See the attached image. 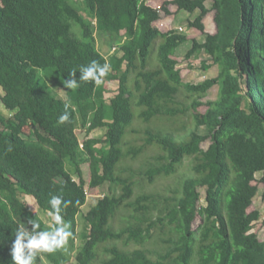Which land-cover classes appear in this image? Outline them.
<instances>
[{
  "label": "trees",
  "instance_id": "16d2710c",
  "mask_svg": "<svg viewBox=\"0 0 264 264\" xmlns=\"http://www.w3.org/2000/svg\"><path fill=\"white\" fill-rule=\"evenodd\" d=\"M148 1L0 0V86L11 111H0V264H13L20 223L55 227L20 195L46 212L52 196L71 201L61 212L72 233L67 244L35 264H70L78 238L79 264H264V241L253 232L262 214L251 209L257 173L264 184V0H212V9L209 0L160 8ZM173 3L199 10L190 26L203 32L214 10L217 32L192 38L187 58L206 52L218 76L184 81L176 54L190 37L157 26ZM95 31L117 47L110 59ZM92 61L110 65L102 84L64 86L69 72ZM114 81L118 92L107 98ZM216 85L217 100L204 102ZM65 105L69 121L61 124ZM98 128L105 138L89 137ZM189 159L191 173L180 176ZM175 175L169 191L136 193ZM107 183L79 232L89 190ZM201 188L207 205L200 206Z\"/></svg>",
  "mask_w": 264,
  "mask_h": 264
},
{
  "label": "rangeland",
  "instance_id": "374dc122",
  "mask_svg": "<svg viewBox=\"0 0 264 264\" xmlns=\"http://www.w3.org/2000/svg\"><path fill=\"white\" fill-rule=\"evenodd\" d=\"M166 1H173V0H149V4L155 7L160 8L161 5L164 4ZM206 5L212 9L213 1L209 0L207 1ZM171 10L170 14L165 13V11H162V18L158 21L157 26L161 30H170L175 29L178 30L180 33L187 34L190 37V40L183 44L177 51L176 58L180 61L179 68L181 70V73L183 75V79L185 82L190 83H199L202 82L208 78H213L218 76L219 74V66L214 63L212 57L207 54L206 52L200 53L198 56H193L191 58H187V54L189 50L192 48V38H197L201 41H204L206 38V34H214L217 32V26L214 20L215 12L214 10H211L210 13L205 17L204 24H205V32L201 31L198 28L191 27L190 22L194 21L196 17L200 14V11L198 10L195 13H190L188 11L179 10L178 5L176 4H170L168 6ZM96 23V21L94 22ZM182 28V29H181ZM76 30L77 28L74 27ZM78 32V30H76ZM98 39V47L102 51L103 54H105L109 59L113 54H115V48L112 44L111 39L104 35L100 34L99 32L95 31ZM124 31L122 32V34ZM52 86H54L52 84ZM119 83L117 81L108 83V91L106 92L107 98H110L111 96L115 95L118 92ZM64 91V90H63ZM60 90L59 88H56L54 93L57 95H64V92ZM4 90L0 86V111L5 115L10 117L11 111L7 109L2 102V96L4 95ZM219 97V86H214L209 92L208 95L203 99L204 102H210L215 101ZM138 127L142 126V124L136 125ZM107 129L106 128H98L93 130L89 137L91 138H105ZM201 132L203 134L208 133L207 127H202ZM210 145V141H206L203 143V147L206 149ZM101 146V145H98ZM191 161L186 160L184 162V167L181 168L178 172V174L181 175H189L190 168H191ZM257 179L255 181V184H258L259 186V193L257 197L254 200V204L251 207V209H258L262 217L259 221L255 222L253 232H257L259 239L261 241H264V184L260 181L263 173L259 172L257 173ZM76 179L79 178V176H75ZM176 175L173 177L168 178H160L155 184L152 185H139V187H136V193H140L141 191H158V190H167L169 191L171 188H174L176 186ZM110 185L107 183L104 186L98 188V189H90L88 192V201L85 207L83 208L81 214L79 215V223H78V230L79 232H82L86 227L87 223L84 219V215L90 210V208L98 202L100 197H102L104 194H106L109 191ZM201 194L202 198L200 201V206L207 205L206 197H207V190L204 188H201ZM21 199L29 206L31 207L39 216L49 225L54 226V222L52 221L51 217L48 215L49 212L44 211L38 204L36 198L30 195H20ZM202 222V217L199 215L194 223V228L196 229ZM82 242L78 238L76 239V247L74 249V252L72 254V262L70 264H79L76 257L77 254L81 248ZM45 264H51L46 259H44Z\"/></svg>",
  "mask_w": 264,
  "mask_h": 264
},
{
  "label": "clouds",
  "instance_id": "9594fccd",
  "mask_svg": "<svg viewBox=\"0 0 264 264\" xmlns=\"http://www.w3.org/2000/svg\"><path fill=\"white\" fill-rule=\"evenodd\" d=\"M79 70L81 75L76 78ZM110 72V65L99 64L92 61L88 65H81L68 73V79L63 84L68 89H76L81 82H94L96 85L103 83L104 77ZM69 121L68 105H65V112L59 117V123ZM11 150V149H9ZM52 211L48 213L55 227L51 230H40V223L29 219L26 223H20L15 231V239L12 242L11 255L13 264H35L38 255L44 253H55L65 247L69 237L72 235L70 226L63 221L61 212L66 209L71 201L64 200L62 196H52L49 201ZM31 225V230L28 226Z\"/></svg>",
  "mask_w": 264,
  "mask_h": 264
},
{
  "label": "built area",
  "instance_id": "2783aa9c",
  "mask_svg": "<svg viewBox=\"0 0 264 264\" xmlns=\"http://www.w3.org/2000/svg\"><path fill=\"white\" fill-rule=\"evenodd\" d=\"M182 29V28H181ZM115 48V51H116V49H117V47H114Z\"/></svg>",
  "mask_w": 264,
  "mask_h": 264
}]
</instances>
